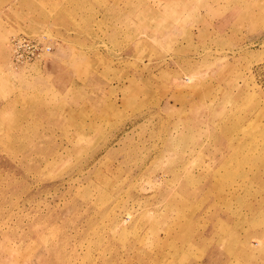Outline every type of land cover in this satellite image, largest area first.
Listing matches in <instances>:
<instances>
[{
    "label": "rangeland",
    "instance_id": "obj_1",
    "mask_svg": "<svg viewBox=\"0 0 264 264\" xmlns=\"http://www.w3.org/2000/svg\"><path fill=\"white\" fill-rule=\"evenodd\" d=\"M146 1L153 0L62 4L69 8L78 27L87 30L89 17L97 18L95 9L112 26L115 20L119 21L121 12L129 17L131 11L141 10L139 15L145 16L149 9ZM154 2L160 7V0ZM45 4L5 3L8 12L1 14L3 21L0 18V39L6 43V47L0 46V93L5 91L6 81L12 80L27 92L31 107L24 129H11L18 125L17 113L0 114V264H150V254L157 246L153 235L176 234L168 251L177 244L186 246L195 230L204 231L208 227L210 203L214 207L222 201L223 209L228 203L229 211L238 219L248 216L251 202L257 200L253 194L259 192L254 172L260 165L261 171L264 170V0L217 3L218 15L240 11V26L249 19L256 29L261 28V32L251 33L247 48L250 52L260 48L261 56L251 54L248 63H242L241 57L236 59V65L224 69L223 80V76L216 74L219 63L215 56L227 53L238 57L243 34L235 31L233 35L238 38L229 51L220 48L227 45L225 37L229 41L231 35H211V46L215 47L200 51L203 59L200 65L206 70L204 80L196 82L199 76L192 75L184 76L178 83L164 81L167 94L179 89L186 94L181 103L185 107L183 114L152 113L158 106L155 102L162 98L152 102L150 97L141 108L136 107L135 99L129 98L131 78L136 72L147 74L150 68H146L147 58L153 54L148 56L151 50L139 39L145 45L134 55L138 64L129 56L128 18L118 34L97 22L91 25V30L105 33L92 34L89 42L103 39L102 45L87 54L74 55L70 62L63 61V71L52 79L45 77L40 65L14 69L7 59V43L12 35L45 36L55 43L54 49L60 45L58 34L34 28V15ZM174 9L171 5L165 14L174 13ZM48 12L53 14L54 10ZM241 15L246 16L242 19ZM178 37L170 35L172 55ZM101 46L105 53L98 49ZM166 50L159 47L154 53ZM153 66L154 70L160 67ZM187 66L195 65L190 62ZM136 84L139 90L146 88L140 79ZM177 84L186 86L178 89ZM151 91L161 93L156 83H151ZM137 95L141 101L147 100L145 90ZM130 107L141 111L133 113ZM209 107H216L220 113L225 111L230 120L235 116L236 122L239 121V128L232 131L233 138L249 157L236 162L233 175L214 178L216 187L211 195L210 189L202 194L195 192L206 178L188 174L194 169L208 171L210 151L217 148L193 146L195 133L203 141L216 138L217 131L208 130L207 126ZM195 108L206 112L202 120L205 130L198 132L192 126L199 116ZM213 116L216 121L217 115ZM180 164L185 166L181 170L185 176L178 175ZM225 167L224 164L220 170L225 171ZM196 216L199 219L194 226ZM259 216L250 221L242 217L243 229L259 225L260 218L264 226V210ZM179 220L183 225L179 226ZM198 253L203 255L204 249ZM167 255L166 264H191L204 259L188 257V252L187 257L180 259L171 253Z\"/></svg>",
    "mask_w": 264,
    "mask_h": 264
},
{
    "label": "crops",
    "instance_id": "obj_2",
    "mask_svg": "<svg viewBox=\"0 0 264 264\" xmlns=\"http://www.w3.org/2000/svg\"><path fill=\"white\" fill-rule=\"evenodd\" d=\"M18 1H33V2H44L43 5L45 8L41 9L39 13L37 12L34 15L35 29L38 31H44L50 29L53 33L59 35L60 45H56L53 53H55V57H50V59L46 61H37L30 65H40L41 68L45 71L46 78L56 77V73L61 70L63 67V61L73 60L74 55H79L78 53L84 52L88 53L94 47H98L102 45L103 39H100L98 42L90 43L89 37L92 34H97L102 36L105 31L98 29V31L91 30V25L97 22L98 24H102L105 27H109L108 29H112V33L118 34L121 33V28H123V24H127V18L129 19V56L132 57L133 61L135 60V64H138L137 57L134 55L139 54L141 51V47L145 45L142 40L145 41L147 50H151V53L148 54L146 68L150 66L147 74L143 73H135V77L131 78V97L130 99H135L136 107L143 106L150 101V97L152 102L156 101L159 98L163 100H158L155 102L157 109L151 111L152 113H185V107L181 104L183 103V97H185V93L179 88H184L185 84H177V88L179 89L176 93L169 92L167 94V84L164 81H175V83L179 81H183L184 76H192L197 75L195 81L204 80L203 75L206 73L205 68L202 69L203 61L201 57V50H208L210 48H214L215 46H211L212 38L211 35H231V38L227 39V45L221 47V51H229L234 47V39L238 38V36H234L233 34L241 32L243 34V38H241V53L238 57L236 55H229L227 53H220L215 56L218 65V69L216 70V74L223 76L222 79L226 78V73L224 69L226 66H234L236 65V59H242V63H248L251 54H253L256 58L261 56V49L252 50L250 52L247 49L250 45V36L251 33L261 32V28L256 29L255 25L250 23V20H245L246 23L243 26L239 24L238 19H240V11L229 10L223 15L217 14L218 10V2L220 0H160L161 5L158 7L155 6L153 1H146V14L145 16L139 15L141 10L131 11L130 16L127 17L125 14L120 13L119 21L115 20L112 26L110 22L108 23L104 19V14H100L99 9H95L94 13L97 11V18H90L86 21L89 23L87 26V30L82 27L81 29L77 25V21L74 17L71 16V12L65 8V5L62 3L66 2H89L91 0H0V18L3 21V16L6 12H8V7L5 3L9 2H18ZM94 1V0H93ZM96 1H105V0H95ZM108 1H118V0H108ZM229 1V0H228ZM248 2H253L255 0H246ZM153 2V3H152ZM175 8L173 10L174 13H170V15L165 14L170 7ZM48 9L54 10L53 14L48 12ZM60 9V10H59ZM205 10V11H204ZM103 11V10H101ZM159 12L162 14L160 15ZM170 12V11H169ZM2 14V15H1ZM169 14V13H168ZM103 16V17H101ZM246 15H241L242 19ZM171 17L173 18L171 20ZM89 21V22H88ZM4 24V23H2ZM85 25V24H84ZM260 27V24H258ZM241 28V29H240ZM178 34L177 47H172L173 55L171 54L170 45V35ZM31 35V34H30ZM34 36V35H32ZM143 36L145 38H143ZM184 36V38H181ZM81 37L82 40H78ZM84 39H83V38ZM224 38L223 36H221ZM139 39H142L139 42ZM62 42V43H61ZM63 42L65 44H63ZM81 43V45L77 43ZM121 40L118 41V44L121 45ZM143 44V45H142ZM140 45V46H139ZM151 45V48H150ZM0 46L6 47V43L3 39H0ZM101 46L100 51L102 50L105 53V49ZM161 47L162 49H167L166 51H162L161 53H154V49L158 50ZM7 49H9V54L7 53V59H9V64L11 63L12 54L10 51L9 41L7 43ZM101 53V52H99ZM184 54V55H183ZM99 55V54H97ZM155 56V57H154ZM66 58V60H63ZM177 59L178 61H175ZM139 60V58H138ZM194 63V68H189L187 65ZM236 61V62H235ZM178 63V64H177ZM238 63V62H237ZM160 65L157 70H154L153 67L149 65ZM177 65V69H174L172 66ZM200 65V66H199ZM7 66V65H6ZM29 66V65H26ZM198 66V67H197ZM25 67V66H23ZM197 67V68H196ZM63 73V72H61ZM143 82L146 86L145 89H138V85L136 83ZM160 81V82H159ZM5 82V81H4ZM71 82V81H70ZM73 82V81H72ZM150 83V85H148ZM151 83H156L157 87L161 90V93L158 95L156 92L152 94L151 91ZM21 87H17L12 80L6 81V89L5 91L0 93V114H18L17 126H11L12 128L24 129L26 121V115L30 114L31 107L29 101L27 102V92L25 90H21ZM70 88L73 89V85H70ZM154 87H152L153 89ZM147 93V100L141 101L139 99V91H143ZM149 92V94H148ZM151 93V94H150ZM167 94V95H165ZM141 98V97H140ZM173 98V99H172ZM27 103V105H26ZM160 103V104H158ZM35 108V107H34ZM133 113L140 112L137 111L136 108L130 107ZM150 110V109H148ZM147 110V112H148ZM195 108V111L199 116L195 117L193 122V130L198 132V130H205L206 124L203 123V118L205 114L203 110H198ZM146 112V111H144ZM206 119L209 120L208 130H216V138L211 139L210 141H203L198 138V133H195L193 146L197 145H205L210 147H217L215 151H210V163L208 165V171L205 170H195L194 172H190L188 174H192L193 177H201L206 178L204 181V185H201L196 188L195 192L197 193H210V195L214 192L216 187L214 178L221 177L226 175H233L234 167L236 162L239 163L241 161L244 162L246 158H249L245 155V152L241 150V147H238L240 143L235 142V138H233V130L239 128V121L236 122L234 117L230 120L228 118L227 113L217 111L216 107H209L207 111ZM206 113V112H205ZM216 116V121L214 119ZM219 115L221 117H219ZM228 118L227 120H225ZM223 121V122H222ZM186 124L185 122H183ZM182 124V122H178V125ZM225 164V171H221L220 168ZM185 167L183 164L178 166V175L185 176V171H181ZM211 168V169H210ZM187 169V168H186ZM220 171H217V170ZM243 169L246 170V167ZM242 169V170H243ZM241 171V170H240ZM170 172V171H169ZM174 175V172L171 171ZM254 176L256 177V186L258 189V193L254 198H257L256 201L251 202L249 207V211H251L248 216L244 215L243 218H247L255 220L261 216V211L264 210V200L261 201V192L264 194V170L261 171L260 167L256 168L254 172ZM229 193V192H226ZM227 203V202H226ZM212 204V205H211ZM211 205V206H210ZM210 213L208 220V227L204 230H195L194 236H192L191 240L189 239V243L185 246L181 244H177L173 246V250L168 251V247H172L169 242H173L176 237V234H154L153 240L157 241V246L153 248V252L150 254L149 261L150 264H166L167 254L171 253L172 257L180 259L182 256H186L188 252V257H197L203 256L204 259L201 261H193L191 264H264V226L261 224V218L259 225L250 226L248 230L243 229V225L245 224V220L238 219L236 216L229 211L228 203L225 205L224 209L222 207V201L217 202L213 207V203H210ZM213 207V208H212ZM199 217L196 216L194 221L195 225H197ZM253 221V220H252ZM251 221V222H252ZM181 220H179V226L181 224ZM256 221H254L255 223ZM198 227V226H197ZM174 237V238H173ZM188 240V239H185ZM168 242L166 245L165 243ZM253 242H257L254 244ZM160 243V244H158ZM204 249L203 255H197L198 252ZM168 252V253H167ZM263 254V255H262ZM187 257V256H186ZM165 258V259H164ZM169 264V263H168Z\"/></svg>",
    "mask_w": 264,
    "mask_h": 264
},
{
    "label": "built area",
    "instance_id": "obj_3",
    "mask_svg": "<svg viewBox=\"0 0 264 264\" xmlns=\"http://www.w3.org/2000/svg\"><path fill=\"white\" fill-rule=\"evenodd\" d=\"M9 45L12 54L10 64L17 69L37 61L50 59L55 43L46 39L45 36L18 33L11 36Z\"/></svg>",
    "mask_w": 264,
    "mask_h": 264
}]
</instances>
